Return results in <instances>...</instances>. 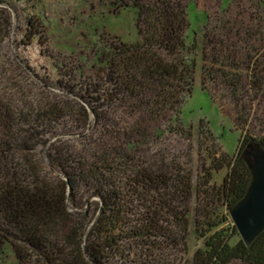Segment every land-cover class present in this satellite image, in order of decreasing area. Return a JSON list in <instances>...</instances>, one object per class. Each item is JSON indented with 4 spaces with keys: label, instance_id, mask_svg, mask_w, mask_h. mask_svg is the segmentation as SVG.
Instances as JSON below:
<instances>
[{
    "label": "rangeland",
    "instance_id": "obj_1",
    "mask_svg": "<svg viewBox=\"0 0 264 264\" xmlns=\"http://www.w3.org/2000/svg\"><path fill=\"white\" fill-rule=\"evenodd\" d=\"M135 1L0 0L3 103L26 114L61 109L51 120L39 115L40 127L27 123L44 136L26 142L25 156L56 181L64 176L51 164L54 149L87 163L111 145L120 153L111 152L114 162L132 154L150 166L190 169L193 182L208 172L209 185H218L221 157H233L246 139H264V0H168L183 14V48L154 51L176 73L143 98L121 102L107 66L115 45L147 35ZM77 200L73 219L86 211L89 226L99 196L81 185ZM186 244L185 261L200 241L190 231ZM0 264H19L9 245H0Z\"/></svg>",
    "mask_w": 264,
    "mask_h": 264
},
{
    "label": "trees",
    "instance_id": "obj_2",
    "mask_svg": "<svg viewBox=\"0 0 264 264\" xmlns=\"http://www.w3.org/2000/svg\"><path fill=\"white\" fill-rule=\"evenodd\" d=\"M137 1L133 7L146 15L147 35L140 43L115 45L107 66L121 102L143 98L174 77L177 65L155 48L167 53L183 48V14L174 4L156 0L148 7ZM60 110L14 112L0 97V245H9L19 264H107L108 259L117 264H264V229L249 244L241 238L231 242L237 231L229 216L251 182L248 145L251 152L264 149V139H246L233 157L222 156L216 169L225 166L226 172L218 185H209L208 172L193 182L190 169L150 166L132 154L121 153L114 162L110 154L120 153L111 145L101 157L92 153L87 163L54 149L51 164L64 179L52 181L35 158L25 156L26 142L44 136L27 123L40 127L39 115L51 120ZM18 151L24 155L16 156ZM81 185L99 196L89 226L86 211L73 219L76 213L69 209L81 207ZM190 231L200 244L185 261Z\"/></svg>",
    "mask_w": 264,
    "mask_h": 264
},
{
    "label": "water",
    "instance_id": "obj_3",
    "mask_svg": "<svg viewBox=\"0 0 264 264\" xmlns=\"http://www.w3.org/2000/svg\"><path fill=\"white\" fill-rule=\"evenodd\" d=\"M251 157V182L244 196L229 209L230 219L245 244L264 229V149L255 148Z\"/></svg>",
    "mask_w": 264,
    "mask_h": 264
},
{
    "label": "flooded vegetation",
    "instance_id": "obj_4",
    "mask_svg": "<svg viewBox=\"0 0 264 264\" xmlns=\"http://www.w3.org/2000/svg\"><path fill=\"white\" fill-rule=\"evenodd\" d=\"M251 146H252V145H248L249 150H246V153H249V154L252 153V152L250 151V150L252 149Z\"/></svg>",
    "mask_w": 264,
    "mask_h": 264
}]
</instances>
